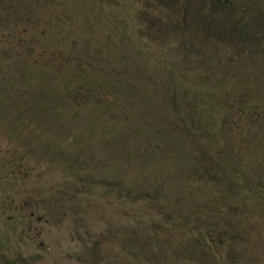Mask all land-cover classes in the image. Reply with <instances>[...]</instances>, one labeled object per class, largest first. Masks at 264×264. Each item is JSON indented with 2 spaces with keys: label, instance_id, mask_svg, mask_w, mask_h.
<instances>
[{
  "label": "rangeland",
  "instance_id": "rangeland-1",
  "mask_svg": "<svg viewBox=\"0 0 264 264\" xmlns=\"http://www.w3.org/2000/svg\"><path fill=\"white\" fill-rule=\"evenodd\" d=\"M175 1L0 0V264H264V115L252 132L246 120L226 131L243 157L239 140H252L255 173L222 185L202 150L213 156L220 142L207 151L195 138L183 95L193 76L231 68L228 48L184 44L202 37ZM145 14L161 17V30L172 17L179 38L157 23L149 34ZM74 58L91 61L98 78L109 64L128 81L107 124L109 95L62 91L57 76Z\"/></svg>",
  "mask_w": 264,
  "mask_h": 264
},
{
  "label": "trees",
  "instance_id": "trees-1",
  "mask_svg": "<svg viewBox=\"0 0 264 264\" xmlns=\"http://www.w3.org/2000/svg\"><path fill=\"white\" fill-rule=\"evenodd\" d=\"M164 1L166 3V0ZM192 2L194 0H176L174 5L180 15L187 18L188 22L193 21L197 33L202 37L203 43L196 38L191 39L188 34L184 44L189 47L206 45L207 49L211 45L228 48V60L231 68L218 73V75L208 76L205 73L204 76L192 77L183 95V98H190V100H184L186 106L184 119L187 121L189 130L195 138L203 140V143L207 145L204 146V148L208 149L207 151L214 143L220 142L218 144L220 150L213 156H207L206 150H202L204 157L213 160L214 170L222 174L220 177L221 184L230 187L229 183H227L230 175L239 176L242 173H255L253 172L255 170L253 164L249 163L254 161L255 156L252 151L255 147L251 143L252 140L247 141L246 135L239 140L246 144L244 151H249L243 157L237 150L230 147L229 143L231 141L226 139L225 133L233 127L232 122L237 120L249 121L252 132L255 127H258L261 115H264V19L262 18L264 16V8L260 4L245 8L242 3L240 5L233 4L230 0H195V4L190 7ZM193 5H198V7L193 10ZM243 10H252L253 18L243 16L241 12ZM141 14L144 15L143 12ZM145 16H143V20L148 21L146 29L151 28V31L148 32L149 34L155 37L158 35L153 31L154 25L157 23L160 33L163 30H165V33L175 31L174 33H177V36L173 35L174 42L179 38V32L175 28L172 17L168 22H164V28L161 30V17H149L148 15L145 18ZM71 24L73 30L78 27L75 20H71ZM106 24L104 27L107 26ZM4 26L0 24V27L3 28ZM94 26L95 28H101L102 25L96 24ZM94 26L88 25L87 29L89 31L86 34H90L94 30ZM88 40L89 38L82 41L85 44ZM198 51H200L199 48ZM203 54L205 55V53ZM92 58L96 59V57ZM74 59L73 68L70 71L67 69L65 76H57L59 83L64 86L62 91L70 92L72 97L79 96L78 90H82L88 96H92L94 91L105 96L109 95L112 98V103H110L104 113V121L107 124L110 119L117 117L115 112L119 111L124 104V99L121 96L127 92V89L130 90L128 81L125 79L123 72L112 71L109 64H104L102 76L98 78L97 70L91 61L87 60L81 63V58ZM105 60L106 58H102L99 61ZM163 61L164 59H153V67L163 68ZM83 65H87L88 68L84 70ZM256 69L260 72L259 76L255 74ZM236 70H243V73L240 74V71ZM28 72L25 71L24 73ZM29 79L30 76H26L21 85H26ZM45 91L43 94H46L47 97L50 99L55 98L53 93L48 94ZM238 91L242 92L240 103L236 102V93ZM230 98H233L234 105L228 103ZM243 100L244 102L241 103ZM35 108L37 113H41L39 105ZM76 115V112L70 115V119H67L68 122ZM259 129L262 131L261 125ZM200 152L201 148L198 146V153ZM206 170L207 173H211L212 168ZM256 173H264V171L259 170ZM262 180H264V175L259 177V181ZM252 185H254L253 178ZM246 190L249 191L248 189ZM259 192H261V189ZM249 198H251V195L247 194L246 201ZM259 212L264 217V203L261 204ZM209 233L210 236L214 235L215 229H211ZM224 233V231L220 232L219 235L223 237Z\"/></svg>",
  "mask_w": 264,
  "mask_h": 264
}]
</instances>
